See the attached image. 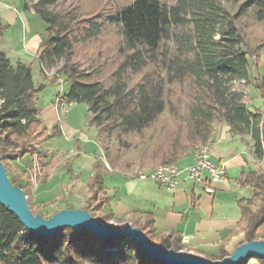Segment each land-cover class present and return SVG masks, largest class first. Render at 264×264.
<instances>
[{
  "label": "trees",
  "instance_id": "trees-1",
  "mask_svg": "<svg viewBox=\"0 0 264 264\" xmlns=\"http://www.w3.org/2000/svg\"><path fill=\"white\" fill-rule=\"evenodd\" d=\"M59 1L24 0L23 7L37 13L47 24L46 38L36 53L41 70L56 68L49 84L59 78L68 83L64 98L67 102L87 105L88 126L103 127L119 142L130 135L143 140L168 111L176 129L167 134L164 144L154 138L150 160L155 161L152 164L155 168L174 163L196 145L208 142L213 124L223 121L230 133L249 135L254 156L264 159V75L260 77L259 89L263 109H250L241 93L227 85L249 77L253 51L238 21L252 14L264 23V0H241L233 13L222 6V1L240 0H173L171 3L131 0L104 15H81L76 11L65 12V8H50ZM106 26L119 35L116 48L119 59L107 72L108 78L104 75L106 64L91 65L85 72L76 59L77 47L83 50L84 44L96 42ZM4 30L0 19V38ZM263 46L264 37L257 48ZM137 75L140 77L133 81ZM44 87L34 84L31 64H13L0 49V158L5 170L6 162L15 160L21 152L36 155L42 163L37 146L57 131V125L47 130L39 117L37 102ZM8 177L25 193L24 185ZM87 182L89 195L81 209L104 224L125 223L123 218L114 219L108 209L110 197L101 161L95 160ZM240 182L252 192L251 197L238 201L244 242L264 240V171L250 170ZM53 202L41 201L39 206L46 208ZM73 208L68 205L63 209ZM142 216L132 224L141 227L149 241L165 249H184L177 236L155 235L150 216L145 213ZM256 261L264 264V259ZM0 264L169 263L144 254L131 238L98 237L84 227L77 230L64 227L48 236L38 235L26 229L0 203Z\"/></svg>",
  "mask_w": 264,
  "mask_h": 264
},
{
  "label": "crops",
  "instance_id": "crops-1",
  "mask_svg": "<svg viewBox=\"0 0 264 264\" xmlns=\"http://www.w3.org/2000/svg\"><path fill=\"white\" fill-rule=\"evenodd\" d=\"M0 5V19L5 26L0 38V49L13 64L23 62L32 65L34 84L45 86L39 93L40 99L53 85L63 83L62 80H57L49 85L51 77L42 73L36 59L39 44L46 38L47 24L37 13L24 9V0H0ZM35 62L38 70L33 67ZM58 93L59 89H55L51 96L41 98V102L38 99L39 117L47 130L57 125L56 133L47 138L58 135L64 143L73 142L83 150H77L75 155L82 154L87 159L79 160L76 169L83 172L88 181L95 160H100L90 154L94 150L90 144H96V138L87 131V105L72 103L66 113H61L56 102ZM207 143L211 149L212 161L225 169V178L215 184L212 194L206 193L200 184L184 175H181L176 189L171 191L152 180H139L130 176L132 170L112 169L102 165L103 180L110 197L108 209L112 217L117 220L123 218L126 223L132 224V221L141 219L145 213L152 219L155 235L177 236L187 251L210 259L230 254L245 238L238 201L252 195L251 189L243 186L240 180L246 172L257 170L258 160L253 154L249 135L230 133L229 126L223 121L213 124ZM26 156L24 154L20 158L23 166L19 168L22 171L28 165ZM193 156L194 149L184 153L174 163L179 168H184L192 163ZM150 169L153 166L142 168L145 171ZM18 181L22 184L21 180Z\"/></svg>",
  "mask_w": 264,
  "mask_h": 264
},
{
  "label": "rangeland",
  "instance_id": "rangeland-1",
  "mask_svg": "<svg viewBox=\"0 0 264 264\" xmlns=\"http://www.w3.org/2000/svg\"><path fill=\"white\" fill-rule=\"evenodd\" d=\"M163 1H167L168 3L173 2V0ZM129 2H131V0H60L57 5L50 8H65V12L76 11L80 12L81 15H104L116 11ZM240 2L241 0L237 3L222 1L221 4L233 13L236 11ZM1 9L2 5H0V10ZM238 26L243 32L248 47L253 51L251 57L253 65L250 60L248 79L234 80L227 85H229L230 90L241 93L243 101L250 109H263L262 96L259 89L261 87L260 77L264 75V46L258 49L257 45L264 37V23L257 21L252 14H249L239 19ZM108 27L109 26H106L104 28V31L97 38L96 42L84 44L83 50L80 46L77 47L76 57L81 65V69L85 72L90 70L89 67L91 65L100 64L103 66L106 64L105 78H108L107 72L116 65L119 59L116 53L119 35H117L114 29ZM256 51L259 52V55ZM259 57L260 62L257 63ZM33 67H36L38 70V64L36 62ZM44 69L45 71L41 70L42 73L50 77L54 75L56 70L54 67L50 69L44 67ZM138 77H140V75L134 77L133 81ZM58 80L62 79L59 78ZM67 88L68 83L63 81L62 84H57V86L53 85V87L46 90L41 98L51 96L50 94L55 89H57V91L58 89L59 91L62 90V95H64L63 93L67 91ZM176 90L180 93L179 89H175V91ZM172 97L176 99L177 95L172 94ZM180 97L186 99L183 94H181ZM41 98L39 99L40 102L42 101ZM183 109L184 108L181 107V113ZM175 129L176 124L174 118L168 111H165L161 115L154 129L148 132L143 140L136 135H130L123 138V142H119L114 135H109L107 130L103 127L88 126L87 131L93 133L96 138V144H90L94 147L93 152L90 154L92 156H97V159L101 161L104 167L126 171L132 170L131 173L145 171L142 170L144 166L152 167V164L155 162L150 160L152 146L155 141L154 138L164 144V141L167 139V134H171ZM52 137H54L53 140L51 139ZM52 137L45 140L48 143L44 141V143L37 146V150L42 158V163L38 161L36 155L31 156L30 154L22 152L15 160L6 162L7 176L15 178L16 180H21L22 184L25 183L26 198L31 211L34 214H42L45 218H50L57 209H63L68 205L81 209L89 195L87 176L76 169L80 162L79 160L87 159L82 154L79 156L75 155L77 150L81 151L82 149L80 147L77 148V145L73 142L66 141L64 143L58 135H53ZM55 142H57V144H54ZM24 154H27L26 162L28 165L25 167V170L22 171V169L19 168L23 166L20 158ZM257 160V171H264V159ZM1 164L3 165L2 162ZM42 165L43 167H41ZM73 167L75 170H73ZM248 193L250 192L248 191ZM48 200L54 202L46 208H41L39 206L41 201ZM252 209H255V207L253 206ZM125 223H122V225ZM112 225L115 226L114 224ZM262 231H264V225ZM247 264L259 263L255 258H250Z\"/></svg>",
  "mask_w": 264,
  "mask_h": 264
},
{
  "label": "water",
  "instance_id": "water-1",
  "mask_svg": "<svg viewBox=\"0 0 264 264\" xmlns=\"http://www.w3.org/2000/svg\"><path fill=\"white\" fill-rule=\"evenodd\" d=\"M0 203L7 206L29 231L42 236L51 235L64 227L75 230L84 227L98 237H121L133 239V243L144 254L169 264H243L250 258L264 259V240L242 242L234 250L219 259H210L185 249H165L161 244L149 241L139 226L125 223L111 226L95 219L87 210L80 208L62 209L45 218L34 214L29 208L24 191L14 186L7 176L0 158Z\"/></svg>",
  "mask_w": 264,
  "mask_h": 264
},
{
  "label": "built area",
  "instance_id": "built-area-1",
  "mask_svg": "<svg viewBox=\"0 0 264 264\" xmlns=\"http://www.w3.org/2000/svg\"><path fill=\"white\" fill-rule=\"evenodd\" d=\"M56 102L58 105H62L64 113L72 105V102H67L64 98L62 90L59 91ZM181 175L194 183L200 184L206 193L212 194L215 191V184L225 178V169L212 161L211 149L208 148L200 155H194L192 163L184 168L169 169V171L154 172L148 175L136 174L135 178L152 180L172 191L176 189Z\"/></svg>",
  "mask_w": 264,
  "mask_h": 264
},
{
  "label": "bare ground",
  "instance_id": "bare-ground-1",
  "mask_svg": "<svg viewBox=\"0 0 264 264\" xmlns=\"http://www.w3.org/2000/svg\"><path fill=\"white\" fill-rule=\"evenodd\" d=\"M44 71H45V69H44ZM59 106H60L61 111H63L62 105H59ZM208 148H210L209 143H207V142L202 143L195 148L194 155H200L201 152L206 151ZM177 168H179V167L175 163L161 164V165H158L157 167H155L149 171H136L133 173L130 172V176L136 177V174L148 175V174L154 173V172L169 171V169H177Z\"/></svg>",
  "mask_w": 264,
  "mask_h": 264
}]
</instances>
